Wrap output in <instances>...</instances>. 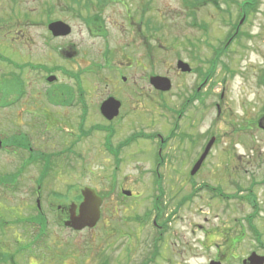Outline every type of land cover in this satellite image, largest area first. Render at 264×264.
I'll return each instance as SVG.
<instances>
[{
	"label": "rangeland",
	"instance_id": "obj_1",
	"mask_svg": "<svg viewBox=\"0 0 264 264\" xmlns=\"http://www.w3.org/2000/svg\"><path fill=\"white\" fill-rule=\"evenodd\" d=\"M106 1L110 0H0V55L12 61L8 65L0 59V139L18 133L24 134L33 147L48 152L63 148L70 140L64 139L63 133L58 132L55 126H51L43 134L39 131L37 139L35 138L36 131L43 127L41 123L45 116L44 112L40 116H32L30 112L32 103L40 109L44 107L43 93L26 92L22 98L17 97L15 76L20 70L16 71V67L25 60L50 64L51 57L54 64L62 65L63 62L57 61L48 50L45 49L51 57L42 50L40 35L44 33V28L40 25L61 20L71 27L76 41L82 40L83 18L95 11L92 10L93 5L98 7ZM196 1H200V4H196ZM126 3L136 17L140 0H128ZM147 6L149 27L145 29L139 28L136 23L131 28L125 21L124 7L116 1L98 7L101 14L98 16L104 27L109 29V41L111 46L117 48V53L123 48L124 52L131 53L134 60L140 59L144 63L145 70L135 64L134 77L129 79L126 86L120 87L123 92H128L127 89L134 92L132 103L142 114L140 123H137L138 128L164 132L173 119L159 105L158 98L152 92L148 97L145 92L144 95L138 94V91H148L147 88H150L146 81L137 79L138 75L145 73L167 76L172 86L165 97L171 106L177 107L180 94L191 92L200 77L195 84L193 73H181L176 68V61L182 59L191 68H196L197 72L205 71L209 66L208 58L211 54L214 55L211 46H219L227 32V27L222 25L220 19L232 17L234 10H227L222 0H149ZM259 13L261 15H256L258 20L255 23L262 27L258 29L255 23L253 26L248 25L251 36L230 43L224 56L218 57V63L212 69L210 83L202 90V93H210L204 102L206 107L201 105L205 118L203 121H196L195 127L188 131L194 133L199 129L203 141L205 133L201 131L210 126L208 130L213 132L216 140L210 161L204 166L207 175H199L192 182L188 176L179 177L176 184L182 186L180 195H187L192 188L200 187L199 183L203 180L216 189L213 192H205L202 188L192 191L190 200L179 208L172 222L167 224L170 231L158 242L159 255L150 264L207 263V252L199 244L204 231L197 224L202 225L204 230L206 222L203 218L207 216L209 209L212 212L211 209L214 208V216L220 211L217 200L221 199L216 197L217 192L229 196L237 194L228 184L229 179L234 176H223L222 170L226 167L222 160L224 154L246 153L242 161H249V166L245 167L256 169V164L261 163L258 167L259 178L264 177V133L251 129L249 134L254 136L255 141L250 144L252 141L244 131L245 120L251 121L259 112L264 113V6ZM200 24H205L207 30L201 29ZM18 29L23 30L24 37L15 33ZM62 41L64 40L58 39L56 43L60 45ZM85 42L89 46L88 41ZM127 43L132 46L128 47ZM94 49L99 53L103 49V41L95 42ZM120 54L117 56L120 57ZM27 74L23 75L25 81L41 91L43 86L34 72ZM90 87L91 83L86 85V89ZM96 89L99 93L105 86L102 82H97ZM94 100H90V111L95 108ZM138 100L145 101L139 103ZM5 102V106H1ZM212 102L214 105L211 109ZM216 104L219 105V113ZM50 112L51 118H60L62 114L61 111ZM137 115L139 114L133 115L134 119ZM151 120L153 128L148 127L151 124L147 126ZM179 121L181 131L185 132L188 127L183 124L187 118ZM94 122L89 118L86 128ZM137 130L134 128L133 131ZM123 132L124 130L116 139L120 140L128 134ZM100 141L99 134L92 132L85 137L84 143L75 147L83 152L82 158L72 159L65 164L62 156L58 157L49 176L43 179L39 194L40 204L47 218V229L43 234L36 232V227L19 222L22 218L34 215L38 197L34 189L39 167L28 165L20 177L16 176L14 172L27 152L0 148V177L15 176L17 180L14 187L0 185V223L4 224H0V264H6L2 259L5 254L13 255L16 264H142L145 261L154 247L153 237L159 232L152 224L151 217L146 214L151 208L154 193L150 187L151 178L146 172L151 167L156 150L151 151L147 142L137 140L129 148L123 149L120 161L115 162L99 155L97 149ZM198 147L196 151L199 150ZM196 151L187 153L184 161L175 166L185 173L196 156ZM167 165L174 164L168 162ZM239 177L241 184L247 185V176L239 174ZM169 185L171 182L165 180L166 190ZM84 186L95 188L104 198L101 219L96 228L74 232L60 227L56 219L61 222L69 216V207L78 204L80 200L76 197L77 192ZM123 189L130 190L134 196L126 197L122 194ZM261 189H255L257 199L264 200V191ZM55 207H59L58 212L54 211ZM169 209L170 206L166 208V212ZM213 224H218L216 218ZM35 235L37 237L34 240ZM30 241L32 247L23 250Z\"/></svg>",
	"mask_w": 264,
	"mask_h": 264
},
{
	"label": "flooded vegetation",
	"instance_id": "obj_2",
	"mask_svg": "<svg viewBox=\"0 0 264 264\" xmlns=\"http://www.w3.org/2000/svg\"><path fill=\"white\" fill-rule=\"evenodd\" d=\"M115 1L124 7L125 21L130 24L131 28L135 23L139 28L145 29L149 27L147 6L149 0H140V8L136 10V17L128 8L126 3L128 0H110L101 3L98 7L100 8L104 4ZM227 2H230V4ZM222 3H224L227 10L230 11L231 8L234 10V19L233 17L229 18L223 25L227 27V33L233 30L232 35L239 34V39L251 36V32L247 27L248 25L253 26L258 20L256 15H261L259 12L262 6H264V0H236V2L222 0ZM98 7L93 5L92 10L95 11L90 16L83 18L84 35L83 39L79 41H76L75 37L72 36V30L66 36L55 37L48 30L47 23L40 25L44 28V33L40 35V43L44 48L42 50H48L57 61L63 62L62 65L54 64L53 58L46 51L52 59L50 64L45 61L25 60L21 65L18 64L16 67V71L20 70L19 74L15 76L17 84L16 92L20 98L26 95V92L43 93L44 107L40 109L36 104L33 105L32 103L30 112L32 116H40L44 112L45 116V120L41 123L43 127L41 130L36 131L35 138L37 139L39 131H42L43 134L51 126H55L54 128H57L58 132L63 133L64 139H70L63 148L56 151L38 150L32 145L31 149L39 153L40 157L43 158L50 157V153H56V155L62 154L66 161L80 159L83 157V152L75 147L84 143L85 137L94 132L99 134L101 139L99 143L100 147L97 149L99 155L119 162L122 150L129 148L135 142L134 134L136 133V141L142 140L143 142H147L150 145L149 149L151 151L155 152L156 150L155 157L151 161V167L147 169L146 173L151 178V189L156 190L154 198L157 199V202L152 203L151 207L157 209V211L153 212L152 220L154 223L157 222L160 236H164L170 231L167 224L172 222L179 208L192 197L189 194L184 195V197L180 195L182 186H179L178 183L176 184L179 181L178 178L188 176V179L192 182L199 175H207V170L206 172L204 171V166H207L208 161H210L216 137L212 131L208 130L210 126L201 131V133H205L203 141L199 129L195 130L194 133L188 131L195 127L196 121H203L205 118V111L201 105L206 107L204 102L210 93H202V90L210 83V76L212 74L210 64H212L213 55L211 54L208 58L209 66L202 72V80L200 78L197 84L196 81L199 74L196 68H192L190 73H184H193L196 86L194 87L193 85L191 92L184 95L180 94L177 107L169 104L170 101L165 97L168 92L158 91L151 86L150 77L159 74L150 75L144 73L138 75V80L146 81L150 85V88H147L148 91H138V94L144 95L145 92V96L148 97L152 92L153 96L158 98L159 105L163 106L173 119L170 122L171 125L164 132L146 131V128L143 127H140V129L137 123H140L142 114L140 115L132 103L134 92H129V89H127L128 92H123L120 87L121 85L126 86L129 79L134 77L133 70L135 64L137 67L141 66L145 70L144 63L140 59H135V61L131 53L124 52L123 48L119 49V53H121L120 57L117 56L119 54L117 53V48L111 46L109 41L110 31L107 27H104L99 19L98 15L101 14ZM238 15H240V19L235 24V18ZM255 24L258 29L262 27L259 23ZM22 31V29H18L15 33H19L20 37H24ZM130 34L131 36L133 35L132 29ZM58 39H63L64 41L59 45L56 43ZM229 39L233 42L237 41V38ZM86 40L89 46H86ZM98 40L103 41V49L99 53L94 49L95 42ZM127 46L131 47L132 45L131 43H127ZM223 52L226 53V50H223ZM30 72H34L36 78L41 81L43 86L41 91L34 89L31 86L32 83L25 81L23 78V75ZM49 77L53 78L52 81L48 79ZM97 82L104 84L105 89L102 92L98 93V89H96ZM90 83V89H86V85L88 86ZM116 92H122V94L119 95ZM92 99H95V112L94 110L90 111L91 106L89 104ZM109 99L118 103L117 114L111 118L104 115L102 111L103 104ZM142 101L144 102L145 100H138L139 103ZM213 105L212 102L211 109ZM216 107L219 113V105L216 104ZM262 110L264 109L262 108ZM50 111H61V117L51 118L49 116ZM259 113L255 119L244 121L246 123V127L244 128L245 135L252 141L250 144L255 141L253 140L254 136L249 134L251 129L264 133V113ZM135 114L139 115L134 119L133 115ZM89 118H92L95 122L89 128H86V122ZM181 118H187V121L183 124L184 127H188L185 132L181 131L182 126L179 121ZM148 124L151 125L148 126ZM57 125L60 126L57 127ZM147 126L153 128V121L148 122ZM134 128L138 130L134 132ZM123 130V133L128 134H125L124 138L120 140L116 139V136H120ZM210 139H215L213 145L203 158L199 169L191 175L190 172L193 165L201 156L206 143ZM174 143L175 146H173ZM197 146H199L198 151H196ZM193 151H196V156L189 168L183 173L175 164L182 163L187 153ZM182 154L183 156H181ZM246 155V153L224 154L222 160L226 167L222 170L224 172L223 176H234V178L229 179L228 184L237 194L229 196L224 195L220 191L217 192L216 197L221 199L217 200L220 203V211L214 216V208L211 209L212 212L209 209L207 216L203 218L204 222H206L204 230L202 225L197 224L201 231H204L199 244L207 252L208 258L206 264H264V200L257 199L255 190L256 188L264 189V177L259 178L260 168L258 167L261 166V163L256 164V169L245 167L249 166V161H242L243 156ZM168 162L174 165H167ZM239 174L247 176V185L241 184ZM165 180L171 182V185L167 186V190L164 186ZM199 185L201 186L193 189L202 188L205 189V192H213L216 189L214 185L205 180L201 181ZM169 192L172 194L170 195ZM169 206V212H166V208L168 209ZM214 218L218 222L216 226L213 224ZM162 244L165 245L164 242Z\"/></svg>",
	"mask_w": 264,
	"mask_h": 264
},
{
	"label": "water",
	"instance_id": "obj_3",
	"mask_svg": "<svg viewBox=\"0 0 264 264\" xmlns=\"http://www.w3.org/2000/svg\"><path fill=\"white\" fill-rule=\"evenodd\" d=\"M49 29L53 33V35H65L69 32L70 28L61 21H55L49 24ZM177 67L184 72L190 71V67L187 63L183 61H178ZM151 83L156 89L166 91L169 90L171 85L167 78L155 76L150 79ZM118 104L116 101L109 99L102 106V111L104 115L111 118L117 114ZM213 140H210L198 161L192 168L191 174H194L195 171L199 168L205 154L210 148ZM81 194L83 196L82 202L78 205L77 214H76V206L71 205L69 207V218L65 221V225L71 227L74 230H82L85 227L92 228L95 226L97 221L100 218V206L102 203V198L97 195L96 191L91 187H85ZM124 194L130 195L129 191H124ZM210 264H218V263H210Z\"/></svg>",
	"mask_w": 264,
	"mask_h": 264
},
{
	"label": "trees",
	"instance_id": "obj_4",
	"mask_svg": "<svg viewBox=\"0 0 264 264\" xmlns=\"http://www.w3.org/2000/svg\"><path fill=\"white\" fill-rule=\"evenodd\" d=\"M76 1L77 0H75V2ZM0 58L6 59L2 55H0ZM17 138L18 137H14V135L8 137L6 140V144H9V145H25V144H23L24 141L22 139H17ZM21 173L19 174V172H14V174L16 176H19V177H20ZM8 183L15 186L17 184V180H16L15 176L5 177V175H4V176L0 177V185L6 186ZM19 222L25 223L26 225L28 223L30 226H36V232H38L39 234L45 233V231L47 229V219L44 216L43 211L42 212H36L34 215H30L26 218H22L19 220ZM0 224H3V223L1 222ZM36 237H37L36 235L33 237L34 240L36 239ZM29 247H32L31 241L28 242V244H25V246L22 249L27 250V249H29ZM8 255H10V256H7V254L2 256L3 261H5L6 264H16V261H14V256L11 254H8Z\"/></svg>",
	"mask_w": 264,
	"mask_h": 264
}]
</instances>
